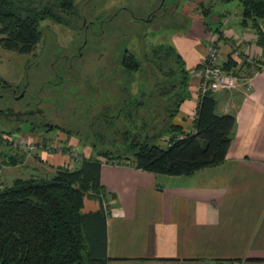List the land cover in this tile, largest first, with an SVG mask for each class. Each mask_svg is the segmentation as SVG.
I'll use <instances>...</instances> for the list:
<instances>
[{
  "label": "trees",
  "instance_id": "obj_1",
  "mask_svg": "<svg viewBox=\"0 0 264 264\" xmlns=\"http://www.w3.org/2000/svg\"><path fill=\"white\" fill-rule=\"evenodd\" d=\"M237 1L242 7L240 24L254 29L256 43L264 46V0ZM202 9L210 11L209 7ZM83 18L74 0H0V44L3 49L28 54L41 39L44 19L79 26ZM120 19L113 12L106 21L117 26ZM130 24L124 21V27ZM113 26L105 29L109 44L98 60L86 59L93 53L92 37L81 56L74 47L71 53L75 55L69 57L78 59L79 74L94 76L87 86L91 101L85 99L79 107L71 99L74 107L68 109L74 112L64 125H39L42 132L58 130L76 137L95 157L82 158L76 167L58 166L51 176L17 177L0 187V264H106L103 203L111 194L100 183L103 162L155 174L189 175L219 165L226 158L236 123L234 114L218 113L214 92L205 91L196 107L194 131H183L173 122L180 104L190 97V71L183 58L173 44H143L140 52L130 50V30L116 31ZM138 35L144 40L141 33ZM249 67V63H238L230 56L224 62V69L240 79L253 74ZM137 73L141 78L133 92ZM67 76L72 77L71 70ZM63 79L58 78L56 84ZM45 83L50 82L42 80V85ZM75 111L82 122L76 126L72 118ZM161 139L165 144L159 143ZM6 155L12 165L22 163L25 157ZM86 198L98 201L100 208L83 211Z\"/></svg>",
  "mask_w": 264,
  "mask_h": 264
},
{
  "label": "crops",
  "instance_id": "obj_2",
  "mask_svg": "<svg viewBox=\"0 0 264 264\" xmlns=\"http://www.w3.org/2000/svg\"><path fill=\"white\" fill-rule=\"evenodd\" d=\"M183 11L191 26L185 32L184 26L177 29L172 42L190 71V97L180 104L175 124L194 131L201 93L193 69L202 62L207 43H217L224 60L230 56L242 63L247 58L253 74L239 78L236 89L214 92L216 111L236 119L221 164L167 175L102 163L100 183L111 194L106 201V264H264V46L256 43L254 29L240 24L241 12L233 25L227 12L216 13L214 7L207 13ZM236 44L240 56L233 54ZM62 135L83 158L93 157L89 146ZM36 155V167L51 174L68 160L60 152ZM99 208L98 201L84 199L83 211Z\"/></svg>",
  "mask_w": 264,
  "mask_h": 264
},
{
  "label": "rangeland",
  "instance_id": "obj_3",
  "mask_svg": "<svg viewBox=\"0 0 264 264\" xmlns=\"http://www.w3.org/2000/svg\"><path fill=\"white\" fill-rule=\"evenodd\" d=\"M190 1V2H189ZM185 4L177 9V12L179 10H182V13L178 17V20L183 21L182 23H179L178 25L173 23V20L170 21L167 27H160L159 23H153V24H144L141 21H132L131 16L125 12L124 10H121L120 7L122 6H127L131 9L134 10V13L136 15H142L144 13L143 7L147 6L149 4L148 0H74L76 10L78 11V14L81 17H85L88 20L93 21V26L94 28H97L99 23L102 25V27L105 29H110L113 25H115L111 21H106L107 15L110 13L112 14L113 12H117L119 16L125 15L130 17V22L133 24L132 26L136 28H140L141 25H146L144 32H145V37L144 40L141 41L140 38L134 37L133 39L130 40L128 43V48L131 50H135L137 52H140L141 45L145 44V47H150L151 45H157L159 43L163 44H173L172 40V35L174 32L178 31L177 29L183 27L184 30L183 32L187 31L189 27L191 26V18L186 17L183 13H185L183 10L187 11H202L203 12V7L205 8H212L216 10V13H223L227 12L229 15L230 19V24L233 25H238L239 23V14L242 11V7L240 3L237 0H233L227 3H222L216 0H187L183 1L182 3ZM189 2L190 5L187 7V3ZM202 4V7H201ZM186 5V6H185ZM185 6V7H184ZM184 7V8H183ZM116 10V11H115ZM175 24V25H174ZM41 30H42V35L41 39L36 45L35 49L32 51V53L26 55V54H19L15 51H10L3 49L0 44V74L4 76L7 79H11L15 81H18L19 77L27 70L30 72V76H33L34 71L40 75V80H44L47 82V73L45 75V72H43L45 69L48 70V74H52L53 70L50 65V62L53 61L54 66L57 67L56 64H58L60 61L56 60L58 56V50H56V47H62L65 49L66 47H70L73 42L74 45H77L76 39H79V35L75 33L74 31H71L69 28H67L63 24L56 23L52 21L51 19H44L41 24H40ZM116 31L120 30L119 27L113 26ZM93 28V29H94ZM106 34V32H105ZM117 34V33H116ZM115 34V35H116ZM144 34V33H143ZM143 42V43H142ZM79 44V43H78ZM109 44V34H106L101 42L93 46L92 50L93 53L86 57L87 61L89 58L90 60H98V57L100 54L104 53V50ZM72 52V48L69 51L68 50L64 51L66 55H69ZM75 52V51H73ZM107 52V49L106 51ZM37 54L39 58V64L40 66H35V64H29L33 58H35L34 54ZM48 54V55H47ZM41 55H43L41 57ZM48 56L47 61L45 56ZM72 55V54H71ZM44 58V60H43ZM85 59V57H84ZM80 60V59H79ZM46 64L43 65V63ZM86 61V60H85ZM91 62V61H90ZM83 64L85 62L82 61ZM87 63V62H86ZM42 64V65H41ZM67 64H70V69L72 71V77L65 78L64 81L61 83H58L56 85L51 86V83H45L42 85L43 88V96H50L53 97L55 96L57 98V104L60 102L65 105V107L61 106V104L57 107L54 106V104L50 103H42L43 107L45 109H50V112H48L50 119L49 122L57 123V124H66L68 119L67 116H70L73 114L71 109L74 107L73 104H78L79 102L87 99V101H91L92 96L88 94V85L89 83L92 82L93 77L91 74H88L85 76V73L79 74L77 71L79 69V63L78 59L74 58H69V61ZM89 65V64H88ZM41 67L42 71L39 69ZM86 68V67H85ZM44 69V70H43ZM93 69V68H92ZM195 69V68H194ZM193 69V71H194ZM42 74V75H41ZM79 74V75H78ZM71 76V74H69ZM135 80L133 82V88L131 89L133 92L136 91V83L140 81L141 75L137 73L134 76ZM52 83L54 81H57V78H50L49 79ZM95 81V80H94ZM99 86L101 85V82L99 81ZM148 84V83H147ZM53 88L52 90H50ZM147 88H150V84L147 86ZM82 92H81V91ZM87 92L84 93L83 92ZM102 93V92H101ZM51 97H45L44 99L47 100L48 102L51 101ZM69 97V98H67ZM54 98V99H55ZM72 106L71 109H68L69 106ZM79 106V104L77 105ZM80 107V106H79ZM87 116V115H86ZM79 117V114L77 111H75V115L72 116L73 120L76 122V125L81 124L80 119H77ZM49 118V117H48ZM69 126V124H68ZM22 132L27 131V127L23 126L22 127ZM14 130H12V133ZM61 131H51V132H40L37 137H27L24 135L22 145L25 147H19L15 146L14 142H18L14 140L15 138L22 137L23 135H18V133H15L14 135L6 136L5 137V142L3 140L0 141V187H4L6 185H10L12 183V180L17 178V177H22L26 178L29 176H51L52 174L48 171L44 172L40 168L36 167V164L38 165V159H37V153L42 151V150H47L49 152H60V153H66L68 155V160H66L61 166L63 167H76L78 164L75 166V164L83 158V156L74 148H72L70 145L65 143L61 137H63ZM10 138V140H6ZM53 138L54 144L52 147H50L49 142L46 144V140L48 141L49 139ZM29 142V145H24L26 141ZM32 142H39V145L41 143V146L36 145L35 143ZM82 143V142H81ZM160 144H165L164 139H161L159 141ZM28 144V143H27ZM37 146V148L33 149L30 148L31 145ZM83 144V143H82ZM63 146V147H62ZM44 147H47V149H43ZM92 151V150H91ZM6 154H11V155H19V154H24V161L18 162L17 164H9L8 163V158ZM93 157H95L94 152L92 151ZM26 158V159H25ZM58 167V166H57ZM57 167H54V172ZM50 173V174H49ZM48 174V175H47Z\"/></svg>",
  "mask_w": 264,
  "mask_h": 264
},
{
  "label": "flooded vegetation",
  "instance_id": "obj_4",
  "mask_svg": "<svg viewBox=\"0 0 264 264\" xmlns=\"http://www.w3.org/2000/svg\"><path fill=\"white\" fill-rule=\"evenodd\" d=\"M149 4L143 7L144 13L142 15H136L134 10L127 7L122 6L120 7L121 10L127 12L130 16L132 21H141L142 23L148 25L153 23H159L160 27L164 28L167 27L170 21H177L178 17L182 13V10H179L178 13L177 9L185 4L182 3L183 1L187 0H148ZM190 2V1H189ZM189 2H186L187 4ZM180 7V9H181ZM117 13V12H116ZM118 14V13H117ZM131 23L130 17L121 15V19L119 20L117 27H119V31L124 32L130 30V40L134 37L139 38V35H143L145 37V26L141 25L140 28L133 27V24H130L129 28L124 27V21ZM83 18V21L79 26L76 24L65 25L71 31H74L79 35V39L81 40L79 44H75L74 42L70 47H66L63 49L62 47H56L58 50V56L56 60L60 62L57 67L54 66L53 61L50 62L52 67L53 73L48 74L47 69H43L45 75L47 73V82H50L51 86L56 85L57 81L53 83L49 80L50 78H60L63 79L67 76L69 72L70 64H67V59H69V55L63 53L65 50L69 51L71 48H76L78 55H82V50L85 48L88 42V38L92 37V46H95L97 43L102 44V40L105 36V30L102 25L99 23L97 28H94L93 21ZM118 21V22H119ZM123 23V25H122ZM94 28V29H93ZM144 33V34H143ZM127 36V35H126ZM128 37V36H127ZM82 38V39H80ZM32 53V52H30ZM28 53V54H30ZM26 54V55H28ZM73 54V53H71ZM48 55V54H47ZM44 58H47L48 56ZM75 55V53L73 54ZM35 58H33L28 65L35 64V66H40L38 55L34 54ZM43 55H41L42 57ZM43 58V60H44ZM46 61L44 64H46ZM69 61V60H68ZM42 65V64H41ZM39 69L42 71L41 67ZM42 75V74H41ZM64 80V79H63ZM51 88L50 90H52ZM43 86L42 81L40 80V75L34 71L33 76H30L29 70L25 71L18 79V81L7 79L0 74V141L3 142L6 136L14 135L18 133V135H26L31 137H37L40 132L44 129L39 126L40 123L45 124H55L53 122H49L50 116L48 112L50 109H45L42 103H50L54 104L57 107V98L55 96H43ZM45 97H51V101L48 102L45 100ZM55 98V99H54ZM49 117V118H48ZM27 127V131L22 132V127ZM12 130H14L12 133ZM1 145V144H0ZM1 153V152H0Z\"/></svg>",
  "mask_w": 264,
  "mask_h": 264
},
{
  "label": "built area",
  "instance_id": "obj_5",
  "mask_svg": "<svg viewBox=\"0 0 264 264\" xmlns=\"http://www.w3.org/2000/svg\"><path fill=\"white\" fill-rule=\"evenodd\" d=\"M233 54L235 56H240V48L237 44L234 47ZM225 60L222 57L220 46L217 43L210 42L206 44L205 55L203 57V60L200 63L199 67L195 68L193 71V73L196 75V77H198L200 81L199 90L201 94L205 91L217 92L222 90H233L240 85L239 77L234 74L231 70L224 69ZM241 61L245 62L247 61V58L242 57ZM23 137L24 136L15 138L14 140L19 142L18 145L17 142H14V145L19 147H25L21 146ZM6 140H10V138ZM45 142L46 144L47 142H49L48 145H50V147H52L54 144L53 138L49 139L48 141L46 140ZM32 143L39 145V142ZM29 144L30 143L26 141L24 145ZM39 146H41V143ZM30 148L35 149L37 148V146L35 147V145L33 144L30 146ZM45 148L47 149V147H44L43 149ZM103 204L105 205V208H107L106 201Z\"/></svg>",
  "mask_w": 264,
  "mask_h": 264
}]
</instances>
